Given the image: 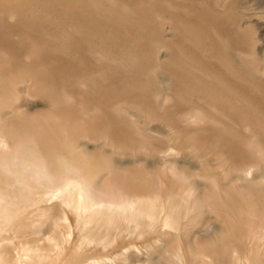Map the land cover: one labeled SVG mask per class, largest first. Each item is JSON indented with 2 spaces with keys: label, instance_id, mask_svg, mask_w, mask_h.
Here are the masks:
<instances>
[{
  "label": "rangeland",
  "instance_id": "374dc122",
  "mask_svg": "<svg viewBox=\"0 0 264 264\" xmlns=\"http://www.w3.org/2000/svg\"><path fill=\"white\" fill-rule=\"evenodd\" d=\"M113 1L126 8L138 6L135 0ZM236 4L237 13L243 18L242 23L248 28L254 42L253 56L260 65L264 64V0H236ZM158 14L168 16V13L154 8V18ZM15 20L0 15V76L4 78L6 74L8 78L18 77L20 81L16 82L14 96L10 95L8 102L13 104L16 114L33 122L30 127L20 129L17 139L24 142L25 138H29L31 143L45 145L49 126L48 122L45 123V118L59 121L61 118L68 121L81 120L83 117L79 114L80 109L89 116L95 114L93 120L83 121V124L91 126L113 125L119 120H129L127 128L136 132L133 134L135 138L140 137L142 131L149 136L147 144L139 150H118L108 145L99 135L83 134L78 138V155L93 162L94 168L101 167L97 169V175L91 184L95 202L104 206L121 204L133 194L136 197L156 194L166 202L167 199H176L175 196L180 194L195 205L189 217H182L179 228L174 227L175 229L166 223L167 208L162 209L155 218L144 215L141 224L123 216H110L104 211H83L77 215L71 208L59 205L56 199L44 200L39 204L41 207L54 205L49 216H44L41 212L33 214L34 208L23 209L22 200L29 197V193L34 197L49 193L57 184L55 179L41 181V176L50 172L44 159L47 152L31 148L29 151L35 158L34 161H29L30 155L22 152L23 158L16 149L11 148L9 140L7 146H0V173L4 178L0 182V224L8 214L11 215L7 218L11 223L21 220L31 223L33 232L29 240L25 241L47 256V263L80 264L75 258L82 257L85 262L90 261V264H212L210 253L216 244L230 241L241 233L251 232L254 226L257 227L264 221V179L261 177L264 174L263 157L260 165L252 168L248 176L234 178L232 181L230 177L235 174L229 168L236 161L235 151H225L221 156L219 148L224 146L219 143L215 146L217 149L214 148L217 151L207 149L203 159L182 138L177 137L176 133L181 125L199 128L204 122L215 121L221 127L225 123L229 131L241 132L264 147V122L256 121L245 125L239 118L234 119L236 115L221 113V102L209 100L201 87H190L187 80L181 81V72L171 86L170 80L175 75L176 67L179 68L178 65L183 62L190 66L191 58L184 61L178 54L172 60L162 49L158 52L161 53L162 61L158 63L154 60V55L148 56L137 50L127 55L106 56L103 62H97L94 55L90 54V44L87 45V38L94 28L91 25L93 22H82L86 27L81 32L88 33L87 37L79 38L78 24L70 29L74 35L70 39L54 30L50 17L40 20L35 17H17ZM22 25L29 29L24 31ZM95 27L109 34L108 39L117 38L116 34L111 35L104 20ZM9 29L10 37L2 32ZM67 29L68 26L65 33H69ZM135 29H140L139 23ZM146 33L149 37L153 35L150 27L146 29ZM160 38L162 42H167L174 35L171 31H166ZM69 46L74 49H69ZM104 46L101 45V48ZM108 47L107 45L106 48ZM24 49L28 54L23 53ZM100 52L102 51L97 50V54ZM98 55L103 57L104 53ZM209 58L218 62L213 56ZM38 59L46 63L45 67H31V70L35 73H47L37 78L38 83L35 85H56L63 88L58 93L62 95L64 103L67 101L66 103L75 106L73 110H65L63 107L58 110L40 94L36 95L31 91L30 83L34 78L32 75H25L23 78L21 66H29L33 60ZM66 60H71L73 64L70 67L63 66L67 70L61 72L55 65L65 63ZM155 73L161 78V84L169 85L167 91H159L158 88L153 90L151 82L154 81L153 77L157 79ZM212 79L215 80L216 77L212 76ZM108 90L114 96L113 99L107 95ZM95 96L100 98L102 106L111 101L113 107H118L120 116L103 118L100 111L96 114L97 107L93 104ZM135 97H138L140 105L145 106L144 111L137 110L134 106L137 104ZM154 101L158 106H164L156 108V111L166 109L173 114L192 110L193 117L188 121L182 119L172 129L160 121L156 113L149 111V105H153ZM13 110L6 107L0 112L6 126L11 122ZM123 111L125 116L122 117ZM198 113L201 115L200 121L195 118ZM48 114L50 116L46 117ZM72 125L73 123L68 124ZM5 132L6 129L3 128V133ZM124 133L121 131L117 138L123 140ZM205 135V138L198 137V140L207 145L216 142L212 134ZM53 136L56 138L57 134ZM4 139H9V135L5 134ZM64 142L67 144V141ZM157 143L168 152L165 160L157 154H151V145ZM62 153L72 154L63 148ZM202 160L206 161V168H201ZM76 167L83 171L85 163L77 161ZM216 170L219 180L212 183L207 175ZM53 221L57 224H53ZM17 232L13 228L3 230L0 225V252L10 263L23 264L22 260L17 261L20 253ZM260 244L264 252V240ZM261 255L264 260V254Z\"/></svg>",
  "mask_w": 264,
  "mask_h": 264
},
{
  "label": "bare ground",
  "instance_id": "6f19581e",
  "mask_svg": "<svg viewBox=\"0 0 264 264\" xmlns=\"http://www.w3.org/2000/svg\"><path fill=\"white\" fill-rule=\"evenodd\" d=\"M136 2L137 0H135L137 7L126 8L115 4L113 0H0V15H4V18H14V21L17 17H35L39 20L43 17H50V22L54 24V30L70 39L74 38L70 29L72 30L78 24L79 38L87 37L88 33L81 32L86 27L82 25V22L91 21L94 28L91 29V36L87 38V45L90 44L92 50L90 54L94 55L97 62H103L106 56L127 55L137 50L148 56L154 55V60L158 63L162 61L160 59L161 53H158L162 49H164L166 56L172 60H175L178 54L184 58V61L191 58L190 66L183 62L178 65L179 68L176 67L175 75L170 80L171 86H173L174 79L181 72L179 78L181 81L187 80L190 87H201L207 93L209 100H219L221 102V113L229 116L236 115L234 119L239 118L245 125L256 121L264 122V64L260 65L259 61L253 56L254 42L247 30L248 28L242 23L243 18L237 13L236 0H139ZM154 8L168 13V16L164 17L158 14L155 19L152 15ZM102 20H104V25L111 31V35L116 34V39H108L109 34L98 29V26L95 27ZM118 23H121V25H117ZM137 23L140 24L139 30L135 29ZM67 26L69 33H65ZM149 27L153 32L151 37L146 33V29ZM22 28L24 31L29 29L28 26L23 27V25ZM10 30L2 32L10 37ZM166 31H171L174 38L162 42L160 35ZM118 41L122 43L120 44ZM94 43L95 48H93ZM101 45L105 46L101 48ZM107 45L108 48H106ZM68 48L74 49L73 46ZM97 50H101L104 56H99L98 54L102 52L97 54ZM206 52H208V55ZM23 53L28 54V51L24 49ZM20 56L21 53L19 52L18 57ZM71 56L73 57V55ZM212 56L217 58L218 62L209 58ZM72 64L71 60H66L65 63H59L55 66L61 72H64L67 68L63 66L70 67ZM45 65L46 63L38 59L33 60L29 66H21L22 77L32 75L34 79L30 83L31 91L36 95L40 94L56 109L59 108L58 110H60L63 107L65 110H73L75 106L66 103L67 101L64 103L62 95L58 93L63 88L56 85H43L42 87L35 85L38 83L37 78L47 72L35 73L31 70V67L43 69ZM101 67L104 66L101 65ZM143 68L146 69V66ZM169 70L172 72L171 69ZM199 73L207 74L198 75ZM156 76L158 80L153 77L154 81L151 82L153 90L156 91L158 88L159 91H167L169 85L161 84V78L157 74ZM212 76H215L216 79H212ZM19 81L18 77L8 78L6 74L4 78L0 76V112L6 107L10 108L11 111L13 110V104L9 103L8 99L10 95L14 96L13 90L16 82ZM212 81L218 83L214 84ZM109 91H107V95H110L113 99L114 96ZM83 95L86 96L85 93ZM135 98L137 104H133L136 109L144 111L145 106L140 105L138 97ZM93 99L94 107H97L95 109L96 114L100 111L103 118L120 116L118 107H113L111 101H107L109 103L102 106L98 96L93 97ZM99 103L100 110H98ZM152 104L149 105V111L156 113L159 120L172 129L178 126L179 122L188 121L193 117L192 110H185L181 113L177 111L178 113L170 114L166 109L156 111V108L164 107L158 106L156 101ZM169 109L173 110L170 107ZM79 114L83 118L74 121L64 120L63 118L60 121L45 118V123H49L47 129L48 141L45 145L31 143L29 138H25L24 142L17 139L20 129L31 126L33 123L31 120L19 116L13 110L12 115H10L11 122L9 126H6L0 116V146H7L10 140L12 149H16L20 154L23 152L30 155L29 161H34L35 158L29 151L31 148L47 152L44 159L50 168V172L44 174L45 176L42 175L41 181L46 182L47 179H55L57 183L54 190L49 193L45 192L39 197H34L29 193L30 196L22 200L23 209L34 208L33 214L41 212L44 216H49L54 205L41 207L39 204L44 200L56 199L59 205L71 208L77 215L83 211H104L110 216H123L141 224L144 215L155 218L162 209L167 208L165 212L166 223L169 226L171 225L173 229L179 228L182 217H189L190 212L195 208V205L190 204L184 195L177 194L176 199L172 201L167 199L166 202L156 194L139 195L137 197L133 194L129 196L130 198L127 201L115 205L108 204L104 206V204L95 202L91 184L97 175V169L99 170L101 167L94 168L93 162L91 163L85 160L83 156L78 155V138L83 134L99 135L105 139L108 145L118 150L129 151L132 148L141 149L147 144L146 139H149V136L142 131V134L139 133L141 136L135 138L133 134L136 132L127 128L129 120H119L113 125L91 126L83 124V121L93 120L95 114L89 116L82 109H80ZM48 116L50 114L46 117ZM123 116H125L124 111ZM200 116L199 113L195 115L196 121H200ZM70 123H73V125L68 126ZM124 124L126 125L125 128ZM223 126L217 125L215 121L214 123L204 122V125L199 128H193V125L191 127L181 125L176 134L203 159L206 150L213 149L217 151L215 146L219 143L224 146L219 148L222 153L219 152L221 156L225 151H235L236 161L229 168L230 172L235 175L230 179L232 181L235 180L234 178L242 179L249 175L252 168L254 169L260 165L261 157L264 158V147H261L257 142H253L250 137L242 135L241 132L229 131V127L225 123H223ZM7 127H9L8 130ZM3 128L6 129L5 134L9 135L7 140L4 139ZM128 130L131 132H128ZM121 131L125 132L123 140L117 138L121 135ZM55 134H57L56 138L53 136ZM205 134H212L217 143L212 142L207 145L198 140V137L204 136L205 138ZM64 141H67V144ZM62 148L72 154L64 155ZM150 151H152L151 154H157L163 160L166 159L168 153L158 143L151 145ZM77 161L85 163L83 171L76 167ZM201 164V168L203 166L206 168V161L202 160ZM227 175L228 172H226ZM207 177L212 183H215L219 180V173L217 170L212 171ZM261 177L264 179V174H261ZM3 179L0 173V182ZM7 206L4 207L5 210H7ZM10 217L9 214L4 216L5 219L0 225L3 230L8 228L18 230L20 253L17 255V261L22 260L23 264H51L46 262L49 259L46 258L47 256L25 241L31 237L33 225L27 220L11 223L7 219ZM53 224L56 225V221H53ZM263 240L264 221L258 224L257 227L254 226L251 232L241 233L230 241L216 244L217 246L215 245L210 253L212 264H264L261 255L264 252L260 244ZM9 259L11 260V258ZM75 259L80 264L91 263L90 261L85 262L82 257H76ZM0 264L13 263H10L6 256L0 252ZM61 264L65 263L62 262Z\"/></svg>",
  "mask_w": 264,
  "mask_h": 264
}]
</instances>
